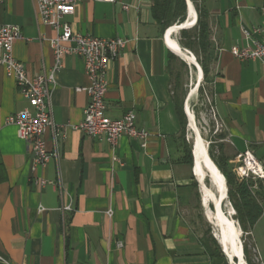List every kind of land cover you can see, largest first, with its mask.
I'll use <instances>...</instances> for the list:
<instances>
[{
  "label": "crops",
  "instance_id": "obj_1",
  "mask_svg": "<svg viewBox=\"0 0 264 264\" xmlns=\"http://www.w3.org/2000/svg\"><path fill=\"white\" fill-rule=\"evenodd\" d=\"M198 2L208 13L212 105L226 164L233 168L236 155L249 149L264 166V63L231 52L264 37V0ZM151 3L79 0L64 17L76 32L128 40L110 64L106 114L134 111L137 127L149 132L145 140L122 135L111 147L74 128L89 102L78 89L89 79L83 60L67 55L50 94L53 119L64 134L57 141L60 155L33 170L26 141L6 118L34 106L0 65V264H218L203 245L210 220L176 112L169 70L174 53ZM5 24L21 28L13 55L29 77L52 65L56 31L41 20L34 0L0 2ZM244 28L253 29L250 36ZM45 140L51 149L49 130ZM39 178L61 190L40 186ZM259 202L251 235L259 230L264 250V195Z\"/></svg>",
  "mask_w": 264,
  "mask_h": 264
},
{
  "label": "built area",
  "instance_id": "obj_2",
  "mask_svg": "<svg viewBox=\"0 0 264 264\" xmlns=\"http://www.w3.org/2000/svg\"><path fill=\"white\" fill-rule=\"evenodd\" d=\"M34 1L41 20L56 31L55 37L50 39L54 60L49 68H43L35 77H29L24 64L13 55V44L22 37L21 28L10 24L0 26V65L14 76L18 89L34 106L33 110L25 108L6 118V123L15 125L18 136L26 141L27 148L32 154V169L45 166L51 158H58L60 155L57 141L59 136L64 134L61 126L53 119L50 94L56 74L63 67L67 55H76L83 60L89 79L88 86L78 89L86 91L89 102L84 109L82 121L74 125V128L88 136L105 139L111 147L117 145L122 135L147 139L149 132L137 127V115L134 111L129 110L117 118H111L106 114L105 98L110 81V64L119 56L128 40L118 36L104 38L74 31L64 17L75 11L79 0ZM123 7L128 8V5ZM243 31L246 36H250L253 29L244 28ZM231 52L239 60L258 59L264 63V37L255 40L252 46L233 47ZM48 130L53 138L51 149L47 147L45 140V133ZM236 160L239 164L235 170L240 177L252 174L264 180V168L251 150L239 153ZM38 183L40 186L51 183L61 190L55 181L39 178ZM64 209H70V206H65Z\"/></svg>",
  "mask_w": 264,
  "mask_h": 264
},
{
  "label": "trees",
  "instance_id": "obj_3",
  "mask_svg": "<svg viewBox=\"0 0 264 264\" xmlns=\"http://www.w3.org/2000/svg\"><path fill=\"white\" fill-rule=\"evenodd\" d=\"M151 12L156 23L165 30L175 23H182L186 19V2L185 0H151ZM197 10V21L196 24L191 28L181 29V35L186 41H181L186 47H191L196 41L205 55V61H200L201 67L204 73V80L209 76V57L207 55L208 50V22L207 17L208 13L206 9L201 5L198 0H191ZM193 30V32L191 31ZM177 59V56L170 54V60ZM169 70L172 74V68L169 66ZM173 76V74H172ZM176 83L175 88H173L174 100L176 112L181 124V135L186 141L185 132L187 126V117L183 109L184 98L179 96L177 91L180 87V74H176ZM203 80V78H202ZM173 87V86H172ZM185 149L188 154V161L192 162V146L186 141ZM212 160L217 165L218 169L225 176L227 182V193L229 200L231 201L232 206L236 211L235 219L239 222V225L244 233L251 234L253 226L262 212V206L259 202L258 196L264 195V182H258L254 179H239L237 178L232 168L226 164L224 155L221 153L218 157L212 152L210 153ZM257 186L258 189L254 191V186ZM203 245L206 252L210 256L211 260L218 264H228V260L223 254L221 247L217 240L210 234L209 229L204 233L203 236ZM243 255L246 257L247 262L251 263L250 258L248 257L247 246L243 242Z\"/></svg>",
  "mask_w": 264,
  "mask_h": 264
},
{
  "label": "rangeland",
  "instance_id": "obj_4",
  "mask_svg": "<svg viewBox=\"0 0 264 264\" xmlns=\"http://www.w3.org/2000/svg\"><path fill=\"white\" fill-rule=\"evenodd\" d=\"M193 32V30H191ZM175 38L179 41V43L187 48L188 50H191L197 57L198 63L201 65L200 61H205V55L204 52L201 51L197 41L189 48L186 47L184 44L181 43V41H186L185 38L182 37L181 35V30H178L174 34ZM172 74H173V88H175V83L177 81L176 79V74H180V87L178 88V95L183 97L184 100L186 99L189 90L192 88L194 85V82L196 80L195 77V71L196 68L185 62L183 59H181L179 56H177V59L172 61ZM210 78L208 76L207 79L203 80L198 87L197 94L195 97H193L190 101V106L191 110L195 113V120L196 124L200 130V133L203 137L204 140V149L205 151L212 152V155L214 154L216 157L219 156L221 153L223 154V149H224V133L221 127L220 121L216 118V115L213 110V105H212V89H211V83H210ZM185 137L186 141L192 146L193 143V132L190 130L188 126H186V132H185ZM208 154V153H207ZM209 155V154H208ZM210 156V155H209ZM225 157V156H224ZM212 159V158H211ZM238 161L237 165L232 168V171L234 175L239 178V179H254L258 180V182H261L264 180L255 177L252 174H250L247 177H240L238 172H236V167L238 166ZM205 182L208 186L212 187V182H211V176L209 170H207L206 175L204 176ZM254 191L258 189L256 186L253 188ZM258 198H261V195L258 196ZM227 202L231 204L229 198H227V201L224 202V210L228 211L227 208ZM225 211V212H226ZM236 217V215H235ZM206 228L209 229L210 234L216 239L214 230L215 227L212 223L207 222ZM259 230L255 231L253 236L248 233H242V245L244 242V245L247 246L248 249V257L250 258L251 263L247 262L246 257L245 260L248 264H264V250L263 246L259 239L258 236ZM217 240V239H216ZM218 242V240H217ZM220 245V244H219ZM221 247V246H220ZM243 255V253H242ZM244 256V255H243ZM230 264V263H228Z\"/></svg>",
  "mask_w": 264,
  "mask_h": 264
},
{
  "label": "bare ground",
  "instance_id": "obj_5",
  "mask_svg": "<svg viewBox=\"0 0 264 264\" xmlns=\"http://www.w3.org/2000/svg\"><path fill=\"white\" fill-rule=\"evenodd\" d=\"M197 21V14L195 11V8L193 6L192 3H190V14H189V18L187 20V22L182 23L183 25H185L187 28H191L195 25ZM182 25V26H183ZM181 24L180 23H176L171 25L170 27L167 28V33H166V39L169 43V46L171 49H173L180 58H182L185 62H187L188 64L193 65L196 68L195 71V77L196 80L194 82V85L192 86V88L189 90L188 92V98L186 101V110L188 112V117H189V128L190 130L193 132V143H194V139L196 138V147H195V156H196V174L197 177L199 178V181L201 183L202 186V192H203V200L205 203V207H206V211L207 212V216L206 218L208 220H210V222L214 225L215 230V236L218 238V240L221 242V250L223 252V254L225 255V257L228 260V263L230 264H248L244 258V256L242 255L243 250L241 249L240 245H239V240L237 239L236 235L237 233L240 234L241 237V243H242V229L241 227L238 226L237 221L235 219V215H236V211L235 209L232 207L231 204H229L227 202V208L229 210V215L227 214L226 209L224 211L223 207H222V203L227 201V197L223 198L221 206H219V202L220 199L218 197H214V186L210 187L206 184L204 176L207 173L208 168L210 167V169L212 170V172L214 171V174H217L220 178L221 184L223 185V192H222V196H225V193L228 189L227 186V182L226 179L224 177V175L220 172V170L218 169L217 165L215 164V162L211 159V157L207 154V152L204 149V140L203 137L200 133V130L196 124V118H195V113L191 110V106H190V101L193 97H195V95L197 94L198 91V87L200 86L201 82H202V78H203V72L202 69L200 67V64L197 61L196 55L191 51L188 50L187 48L183 47L179 41L175 38L174 34L180 30ZM192 143V144H193ZM206 163V164H205ZM208 167V168H207ZM261 167L264 168V166L261 164ZM212 175L213 177L215 175ZM211 176V182H213V177ZM217 178V176H216ZM215 178V179H216ZM226 182V183H225ZM213 184V183H212ZM215 203L216 205V211L213 209V207L210 206V204ZM209 222V223H210ZM226 224V227H224L222 224ZM223 226V229L225 230L224 233H226L225 235L228 234L230 235V239H234V241L236 242V247L232 249V247H230L231 242H222V237H221V227ZM232 228L233 230H235L236 233L232 232L235 236H231V230L229 229ZM227 229V230H226ZM243 248V245H242ZM235 255H238V259H236Z\"/></svg>",
  "mask_w": 264,
  "mask_h": 264
},
{
  "label": "water",
  "instance_id": "obj_6",
  "mask_svg": "<svg viewBox=\"0 0 264 264\" xmlns=\"http://www.w3.org/2000/svg\"><path fill=\"white\" fill-rule=\"evenodd\" d=\"M185 2H186V7H187V11H186V19L184 20V22H182V23H184L185 24V22H187V20H188V18H189V14H190V3H192L193 4V2L191 1V0H185ZM193 6H194V4H193ZM194 8H195V6H194ZM195 11H196V14H197V10H196V8H195ZM198 16V15H197ZM182 23H180L181 24V27H180V30L181 29H186L187 27L185 26V25H183ZM176 24V23H175ZM183 25V26H182ZM166 31H167V28H166V30H165V36H166ZM171 49V48H170ZM171 51L175 54V55H177V56H179L173 49H171ZM182 59V58H181ZM200 67H201V65H200ZM201 69H202V67H201ZM202 72H203V69H202ZM203 77H204V73H203ZM187 98H188V95H187V97H186V99L184 100V105H183V109H184V112H185V114H186V117H187V126H189V117H188V112H187V110H186V101H187ZM195 147H196V138L194 139V143H193V145H192V155H193V162H194V171L196 170V156H195V152H194V150H195ZM206 164V163H205ZM208 168V167H207ZM208 170H209V172H210V176H212L215 172L213 171L212 172V170L210 169V167L208 168ZM196 172V171H195ZM223 174V173H222ZM215 176L213 177V186H214V190H213V193H214V197H218L219 199H220V204H219V206H221V203H222V200H223V198H225V197H228V193H227V191H226V193H225V196L223 197L222 196V192H223V185L221 184V181H220V178H219V176L217 175V174H214ZM216 176H217V178H216ZM225 177V176H224ZM216 178V179H215ZM226 183V182H225ZM231 203V202H230ZM212 205V207H213V209L216 211V205H215V203H212L211 204ZM232 205V204H231ZM222 207H223V209H224V202L222 203ZM233 207V206H232ZM234 208V207H233ZM225 211V210H224ZM227 212V214L229 215L230 213H229V210L228 211H226ZM237 221V220H236ZM220 224H222L224 227H226V224H223V222L222 223H220ZM237 224H238V226L240 227V225H239V222L237 221ZM220 226L221 227V237H222V242L224 243V242H231V243H229L230 244V247H232V249L233 248H235L236 247V242L234 241V239L232 240V239H230V235L228 234V237H227V235H225L226 233H224L225 232V230L223 229V226ZM229 229H230V227H229ZM227 230V229H226ZM231 230V236H235L232 232H234V233H236L235 232V230H233L232 228L230 229ZM243 231V230H242ZM236 237H237V239L239 240V245H240V247H241V249L243 250V248H242V243H241V237H240V234H238L237 233V235H236ZM216 239L218 240V238L216 237ZM218 243L220 244V246H222L221 245V242L218 240ZM223 250V249H222ZM244 251V250H243ZM235 257H236V259H238V255H235Z\"/></svg>",
  "mask_w": 264,
  "mask_h": 264
}]
</instances>
